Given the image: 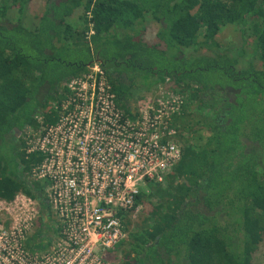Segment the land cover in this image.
<instances>
[{"label":"trees","instance_id":"1","mask_svg":"<svg viewBox=\"0 0 264 264\" xmlns=\"http://www.w3.org/2000/svg\"><path fill=\"white\" fill-rule=\"evenodd\" d=\"M30 1L0 0V199L22 193L38 202L40 227L25 246L46 248L54 225L45 183L32 178L44 155L28 152L14 128L26 132L52 103L46 122L57 119L65 85L96 58L125 113L139 89L171 82L185 94L173 117L179 128H200L182 139L172 177L153 190L160 202L124 264H252L264 240V0H46L32 27L23 21ZM148 14L160 24L152 42ZM227 24L254 39L259 67L217 41ZM203 47L210 52L185 51ZM139 71L148 84L136 82Z\"/></svg>","mask_w":264,"mask_h":264},{"label":"built area","instance_id":"2","mask_svg":"<svg viewBox=\"0 0 264 264\" xmlns=\"http://www.w3.org/2000/svg\"><path fill=\"white\" fill-rule=\"evenodd\" d=\"M93 71L91 80L89 71L65 85L76 94L77 82L91 81L83 98L62 103L58 118L26 142L28 152L44 155L32 178L45 183L58 223L56 244L31 250L24 243L27 224L1 223L0 264H110L106 256L124 235L123 214L136 208L148 178L170 173L180 158L181 148L167 136L173 135L169 122L180 110L181 96L167 94L138 104L136 111L135 102L125 113L98 63ZM17 197L0 204L11 205ZM37 212L40 216L39 206Z\"/></svg>","mask_w":264,"mask_h":264},{"label":"rangeland","instance_id":"3","mask_svg":"<svg viewBox=\"0 0 264 264\" xmlns=\"http://www.w3.org/2000/svg\"><path fill=\"white\" fill-rule=\"evenodd\" d=\"M46 0H31L28 4L27 8L24 11L23 14V21L25 24L29 25L30 27L34 26L37 23L38 17L44 10ZM80 14V11L77 9L75 16H73V22L76 21L78 18V15ZM17 16V11L15 8L11 9L9 11V17L14 18ZM78 22V21H77ZM145 25L147 27V30L145 32V37L150 42L156 40V33L160 27V24L151 18V16L148 14L146 16ZM197 28L193 27L190 30V35H196ZM201 37L199 36V39ZM217 41L225 46H228L231 48L232 52L236 51L239 54H242V58H244L247 62L252 60L256 66H260L261 62L257 60L255 56H253V41L254 39L249 36H243L241 32L239 31L238 27L233 24H227L223 26L217 35ZM186 53H189L190 51H194V54H200V53H209L205 47L194 50L193 48H187ZM85 57V54H83ZM75 56H69L68 60L73 62L75 60ZM96 58L93 61V65L90 68L91 76L94 77V71L92 72L94 66H96ZM140 74L135 75L137 79L136 82H138L141 85H144V83L148 84V80H146L145 76L146 74L143 71H139ZM86 82H80L75 84L76 89L75 92H78L74 94L69 89L68 93L66 94L65 98L63 99L64 105H67L72 101L73 98L80 97L81 99L85 95V90H88L89 85L91 84V81ZM74 84V83H73ZM85 88H84V87ZM66 87V86H65ZM69 88V87H68ZM80 88V89H78ZM175 87L171 82L162 83L159 85H153L149 88H141L136 93V109L139 106H146L148 105V102L155 100L157 101L161 96L169 95V94H177L180 95L182 98V104L185 101V94L179 93L177 91H173ZM175 90V89H174ZM71 92V94H70ZM173 94V95H174ZM87 100H89V93L87 91ZM161 99V98H160ZM185 103V102H184ZM181 107L178 115L181 112ZM61 108V107H60ZM55 105L52 103V105L48 106L44 112V114H39L35 117V125L30 126V129H27L26 132H24L21 137L25 141V143L31 139L33 140L35 136H38V133L43 130L45 125L47 124L46 121L51 119L55 113L54 111ZM122 109V108H121ZM176 114V113H175ZM174 114L171 118V121L169 122V127L173 130L172 136H167V141L176 144L179 148L182 146V139L183 138H189L191 136H196L198 133H196L197 130H199V126L195 125L194 123V117H190V123H194L191 126V129L188 130V125L183 126V128H179L178 123L174 120ZM161 131V130H160ZM206 134V131H200L199 134ZM27 144V143H26ZM158 176L154 175L152 178H148L146 180V187L143 189L144 191H140L141 196L136 200L135 206L136 208L129 210V212H125L122 216L123 219V237L121 240L116 244L115 248L110 251L106 256V261H108L110 264H124V262H130L135 257V251H133V243L136 245V240H134V235L137 234L140 230L143 229L144 224L146 222V219L149 218V215L153 208L159 204L160 200L159 197L155 194H152L153 190H156L162 186V183L166 179H170L172 177V173H159ZM48 196V195H47ZM35 200L33 198H28V196H25L24 194L19 193L17 197V201L12 203L11 205L8 204H0V224L4 223L8 226V228H11L17 223L27 224V229L24 232L25 239L35 232L38 231L40 227L39 223V213L37 212L38 205L34 202ZM8 207V209H7ZM51 212V208H50ZM54 209H52L51 218L52 225H54V229H50L47 233L49 236H51L52 243L50 244L51 248L56 244L57 241V222L55 221V218L53 217ZM10 226V227H9ZM25 243V242H24ZM51 250V249H50ZM252 264H264V240L259 244L258 249L255 252L254 259L252 261Z\"/></svg>","mask_w":264,"mask_h":264},{"label":"flooded vegetation","instance_id":"4","mask_svg":"<svg viewBox=\"0 0 264 264\" xmlns=\"http://www.w3.org/2000/svg\"><path fill=\"white\" fill-rule=\"evenodd\" d=\"M54 104V103H53ZM14 134L17 136V137H20L21 135H22V133H23V131H21V130H19V129H17V128H14ZM30 197V196H29ZM31 198H33V197H31ZM35 201H36V199L35 198H33ZM37 202V201H36ZM37 204H38V202H37Z\"/></svg>","mask_w":264,"mask_h":264}]
</instances>
